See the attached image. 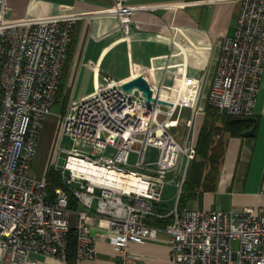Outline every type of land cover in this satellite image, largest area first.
Instances as JSON below:
<instances>
[{
  "label": "built area",
  "instance_id": "2783aa9c",
  "mask_svg": "<svg viewBox=\"0 0 264 264\" xmlns=\"http://www.w3.org/2000/svg\"><path fill=\"white\" fill-rule=\"evenodd\" d=\"M8 2L0 0V264H31L32 254L65 263L71 214L75 262L94 257L97 237L112 243L127 262L129 244L164 231L170 264H264V208L180 207L181 179L173 206L165 213L156 211L167 174L183 160L184 175L195 157L191 137L179 142L172 131L182 107L202 113L198 101L203 98L218 114L252 116L264 61V0L241 1L234 33L221 41L205 95L202 77L181 73L172 87L146 79L152 97L171 106L145 103L140 91L121 89L126 80L110 76H103L87 95L71 99L54 114L55 145L42 179L29 175L31 162L56 103L73 24L84 15L60 6L54 15L12 18ZM138 9L127 0H113L105 13L128 32ZM185 124L190 127L191 119ZM64 138L69 146H62ZM132 154L136 161L126 168ZM60 155L64 160L58 168ZM48 169L62 182L51 194ZM70 195L80 209L68 207ZM145 217L165 222L153 225ZM95 223L103 229L97 236L91 233Z\"/></svg>",
  "mask_w": 264,
  "mask_h": 264
},
{
  "label": "crops",
  "instance_id": "0c3cea01",
  "mask_svg": "<svg viewBox=\"0 0 264 264\" xmlns=\"http://www.w3.org/2000/svg\"><path fill=\"white\" fill-rule=\"evenodd\" d=\"M241 1L127 0L130 5L141 6L133 12L128 32L119 27L116 18L105 13L113 0H9L8 5L12 18L54 15L60 12V6H70L84 15L73 24L56 96L65 99V109L71 99L90 93L103 76L128 80L142 74L148 81L172 87L185 73L188 78H203L201 93L205 95L215 72L221 41L234 33ZM171 93L175 98L177 93ZM206 105L200 98L198 106L203 107L202 113L182 107L178 126L172 129L179 142L191 137L195 149L200 131L210 129V148L219 156L214 188L195 190V197L184 207L223 211L264 208V61L251 116L254 122L244 118L247 126L240 133L232 132L235 126L228 124L224 114L215 115ZM189 119L191 126L187 127L185 122ZM251 128L250 135H243ZM153 152L149 150V156ZM189 163L184 175L183 160L167 174L157 212L165 213L173 206L167 203L175 199L177 184L182 179L181 193ZM208 169L206 161L205 171ZM154 219L145 217L144 221ZM164 222L160 220L157 225ZM102 230L97 223L91 226L93 235ZM127 253L130 259L124 262L112 243L97 237L94 257L74 264H170L169 236L159 231L154 239L129 244ZM31 259V264H68L40 254H32Z\"/></svg>",
  "mask_w": 264,
  "mask_h": 264
},
{
  "label": "trees",
  "instance_id": "16d2710c",
  "mask_svg": "<svg viewBox=\"0 0 264 264\" xmlns=\"http://www.w3.org/2000/svg\"><path fill=\"white\" fill-rule=\"evenodd\" d=\"M60 109H64L65 99L60 100ZM56 103H59V95L56 99ZM207 108L211 109V112L215 115L218 114L214 109L209 105H206ZM224 119L227 120L228 124L235 126L233 131L241 132L247 126V122L244 121V118L233 117L224 115ZM211 130L203 128L198 136L196 149H195V158L190 161L189 167L187 170L186 178L182 185V191L179 196L178 204L180 207L187 206L189 200L195 197V190H211L215 186L216 177L218 175V160L219 156L215 149L210 148L211 143ZM198 157V159H196ZM206 161L209 162V169L205 171ZM46 182H47V192L52 193V190L56 186H62L59 175L53 170L48 169L46 173ZM78 206L77 201L73 196H69L68 207L72 210H76ZM158 219L150 220L149 223L153 225L159 224ZM66 262L68 264L75 263V249H76V235L74 228L68 229L66 234Z\"/></svg>",
  "mask_w": 264,
  "mask_h": 264
},
{
  "label": "rangeland",
  "instance_id": "374dc122",
  "mask_svg": "<svg viewBox=\"0 0 264 264\" xmlns=\"http://www.w3.org/2000/svg\"><path fill=\"white\" fill-rule=\"evenodd\" d=\"M60 103H61V101L59 100V103H56L53 106L52 114L46 118L44 125H43V128L39 132L36 154H35L32 162H31V166H30V170H29V175L33 178H37V179L43 178L44 173H45L44 171H45L46 166L48 165V162H49L50 157L52 155L53 148H54V146H53L54 138H55L56 127H57V122H58V118H57V116H54V114L61 111ZM62 146H69V141L67 138L63 139ZM40 154H42V155H40ZM154 158H155V155L153 152L152 159H154ZM38 159H39V161L37 162ZM63 160H64V156L60 155V157L57 160L58 168L62 167ZM135 161H136V156L134 154L130 155L129 160H128V165L126 166V168H130V166ZM171 190L173 191V189H171ZM174 195H175V192H174ZM173 200L174 199L172 198V200H170L167 204L172 205ZM74 222H75V216L73 214H71L69 216V220H68V225L70 228L74 227ZM233 246L235 247V244Z\"/></svg>",
  "mask_w": 264,
  "mask_h": 264
},
{
  "label": "water",
  "instance_id": "95a60500",
  "mask_svg": "<svg viewBox=\"0 0 264 264\" xmlns=\"http://www.w3.org/2000/svg\"><path fill=\"white\" fill-rule=\"evenodd\" d=\"M121 89L128 93L132 92L133 89L140 91L141 96L143 97V101L145 103L152 102V103H157V104H161L165 106L172 105V103L169 101H164L162 99L152 97V90L149 86V83L142 74H137L136 76L123 82L121 85ZM246 119L254 122V118L252 117H248ZM252 131H253V128H251L248 131L243 132V135H250Z\"/></svg>",
  "mask_w": 264,
  "mask_h": 264
},
{
  "label": "bare ground",
  "instance_id": "6f19581e",
  "mask_svg": "<svg viewBox=\"0 0 264 264\" xmlns=\"http://www.w3.org/2000/svg\"><path fill=\"white\" fill-rule=\"evenodd\" d=\"M183 87H184V84H181V88L183 89ZM160 97L161 98H165L166 97V93H164V92H161L160 93ZM177 100V97H175V101ZM39 151V150H38ZM40 155H42V154H40ZM43 158V157H42ZM39 161V159L37 160V162Z\"/></svg>",
  "mask_w": 264,
  "mask_h": 264
}]
</instances>
